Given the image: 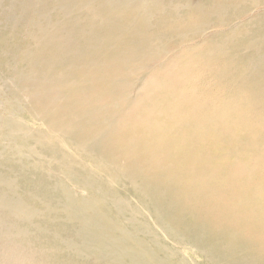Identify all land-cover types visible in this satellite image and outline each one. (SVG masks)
<instances>
[{"label": "bare ground", "instance_id": "6f19581e", "mask_svg": "<svg viewBox=\"0 0 264 264\" xmlns=\"http://www.w3.org/2000/svg\"><path fill=\"white\" fill-rule=\"evenodd\" d=\"M172 1L60 0L56 10L63 21L46 31L38 29L37 36H31L38 51L47 47L50 52L42 61L43 66L50 67L49 72L38 75L39 95L32 94L36 98L34 111L26 114L23 104L0 86L2 264H194L189 259L191 254L201 256L207 264H264V244L251 249L243 243L231 244L233 237L226 228L221 233L228 243L214 251L203 245L184 246L185 239L165 225L168 211L158 204H169L165 209L179 204L189 209L190 202L204 199L215 204L219 193L214 185L219 175L212 173L207 151L227 154L222 146L236 151L235 145H227L225 137L228 132L236 133L238 124L226 123L207 103L195 106L193 98L178 93L186 80L184 75L149 76L115 113L107 106L108 100L127 88L113 82L145 60L141 55L153 40L147 37L148 32H157L151 19L167 12H171V25L165 29L169 36L181 40L190 36L191 41H199L185 48L190 54L187 65L215 77L211 90L219 87L222 70L228 67L229 59H225L232 37L203 42L205 20L215 16L216 24L223 26L220 16L247 0H203L209 3L206 9L200 0H183L189 12L183 20L175 16L181 11ZM257 1L248 0L251 6ZM82 15L89 26L81 29L76 18ZM76 32L86 38L89 50L84 53L66 48L69 44L65 46L59 40L62 33L70 38ZM118 40L123 50H114L106 61H100L101 50L94 48L110 45L113 49ZM257 46L245 50L257 52ZM80 59L86 63L79 76L83 80L78 88L81 95L67 94L61 100L46 97L45 88H56L61 80L66 85L75 84V67ZM33 61L34 65L37 59ZM257 64L250 67V73ZM123 100L124 96L118 102ZM160 117L163 120L158 122ZM114 132L120 137L111 142ZM94 135L100 137L97 152L90 149L96 142ZM204 145L208 147L203 149ZM251 157L254 163L245 167L246 173L264 165L263 159L245 156ZM68 184L85 195L76 196ZM120 185L139 206L113 194ZM262 197L252 198L245 209L247 216L254 215L251 218L257 227L263 224ZM233 215L228 213L229 221H235ZM138 216H148L151 224L140 222ZM263 231L260 239H264ZM158 233L183 250L176 254L162 245ZM211 238L219 240L222 236Z\"/></svg>", "mask_w": 264, "mask_h": 264}, {"label": "rangeland", "instance_id": "374dc122", "mask_svg": "<svg viewBox=\"0 0 264 264\" xmlns=\"http://www.w3.org/2000/svg\"><path fill=\"white\" fill-rule=\"evenodd\" d=\"M58 2L60 0H0V86L2 85L3 91L7 95H11L10 97L23 104L24 108L27 109L26 114L34 111L33 103L36 98H32V94L39 95L40 78L38 75L40 73L47 74L50 68L42 65V61L50 54L49 48L43 47L38 51L31 36H37L38 29L46 31L47 27L56 26L63 21V17L56 10ZM200 2L201 7L206 9L209 4L208 1L200 0ZM171 3L178 11H181L175 16L182 17L183 20L189 15L188 10L184 8L185 1L173 0ZM170 13L152 16L151 22L157 32L153 30L148 32L147 37L153 40H151V45L146 48L145 53L141 55L145 60L137 66L131 67L129 73L118 77L112 84H126V90L129 89L130 93H126L124 90L117 97L106 100L107 106H110V112L115 113L118 107L123 106L125 101L129 100V97H133L134 89L143 85L149 76L158 74L184 75L186 80L178 88V93L193 98L197 103L195 106L201 107L207 103L206 105L213 110H218L219 118L225 120L226 123L229 122L230 125L237 123L236 133L234 131H232L233 133L228 132V136L225 137L227 145H235L236 151H228L226 146L221 148L227 154L222 149L218 155L212 151H207L211 161L209 163L212 166L211 171L214 175H219L214 185L219 193V195L216 194L218 195L216 203L206 201V199L199 203L190 202L189 209L182 208L181 204L177 208L165 209L169 204L164 202H158V204L163 208V211H168L166 217L164 216L165 225L185 239L184 246L190 245L196 248L198 245H203L206 249L214 251L215 248H220L228 243L221 233L222 228H226L233 237L231 244L243 243L247 249H251L253 246L264 244V239L258 237L260 231L264 230V216L260 217L262 226L257 227L252 219L254 215L251 214V218L245 213L246 206L252 198L262 200V196H264V165L258 167L254 173L245 172V167L254 163L252 157L250 160L245 156L250 155L259 160H264V0L257 1L255 6H251L247 0L243 4H239L236 9L230 8L220 16L225 24L223 26L216 24L218 19L215 16L205 20L207 25L201 36L205 38L203 42L216 43L232 37L227 48L229 54L225 59V61L229 59L227 61L228 67L222 70L220 85L215 87V90H211L213 89L211 85L215 82L214 76L203 75L199 69L187 65L190 54L185 48L193 47L199 41H191L190 36L184 40L177 39L165 32L169 24ZM78 17L76 23L81 29L89 26L86 17L83 15ZM232 34L234 36H231ZM84 39H86L84 34H77V32L70 38L62 33L59 38L65 46L69 44L66 48L78 49L82 53L89 50ZM115 43L117 46H112L113 49H110V45L94 46V49L101 50L98 58L100 61H106L108 55L114 50H123L121 40L113 44ZM255 44L259 45L257 52L245 50ZM34 58L37 61L33 65ZM82 60L80 59L79 64L75 67V81L73 80L75 84L66 85L61 80L56 88H45V96L61 100V97H65L67 94L69 96L81 95L78 88L83 80L79 79V76L84 71V65L86 67V63L81 62ZM255 63H258L257 69L252 74L249 69ZM63 70L62 72H64ZM90 74L92 73L90 72ZM43 77L50 80L48 75H43ZM59 78L62 79V77ZM123 96L124 100L118 102V99ZM44 101L46 100H40V103ZM0 115H2V111H0ZM162 120L161 117L157 119L158 122ZM119 137V132H114L111 142ZM93 138L96 142L90 145V149L97 152V143L100 137L97 138V135H94ZM207 147L204 145L203 149ZM206 183L209 186L208 180ZM67 186L76 196L85 195L84 191L70 184ZM254 186L259 188H254ZM112 191L114 195L128 201L131 205L139 206L137 200L130 195V192L123 185ZM219 198L221 200L217 202ZM101 210L104 212L106 209ZM229 212L234 213V222L229 221ZM137 220L151 224L148 216H138ZM158 234L160 235V233ZM211 236H222V238L213 240ZM63 238L66 236L63 235ZM139 238L147 246L146 240L143 237ZM159 239L163 242L162 245L168 246L176 254L180 249L183 250V247L173 245L169 238L160 235ZM189 259L194 264H207L198 255L191 254ZM255 263L250 262L248 264ZM0 264L2 263L0 262Z\"/></svg>", "mask_w": 264, "mask_h": 264}]
</instances>
